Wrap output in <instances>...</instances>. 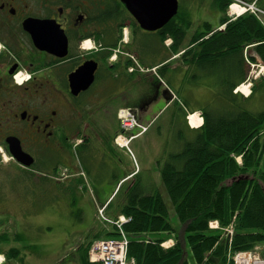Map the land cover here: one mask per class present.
<instances>
[{
    "label": "trees",
    "instance_id": "16d2710c",
    "mask_svg": "<svg viewBox=\"0 0 264 264\" xmlns=\"http://www.w3.org/2000/svg\"><path fill=\"white\" fill-rule=\"evenodd\" d=\"M231 3V0L215 2L223 13L220 22L225 25L224 30L203 23L189 49L183 50V43L192 22L178 20L179 14L156 33H147L158 38L161 45L170 37L171 54L182 52V59L191 60L189 71L185 69L189 74L187 87L180 98L179 115L174 117L175 131L161 170L167 201L159 191L151 196L142 194L133 185L127 189L122 214L131 220L123 225V230L128 239L127 258L133 264H233L229 262L230 252L251 251L264 244V77L253 81L248 97L234 93L246 81L249 63L259 60L264 64V25L250 14L229 21L226 12ZM118 44L110 45L106 54L101 53L103 58H110ZM247 47L250 48L245 51ZM153 53L157 55L152 41L143 44V57ZM170 68L163 65L160 75L165 77ZM194 89L206 94L198 110L192 109V96L186 93ZM195 111L202 112L204 124L191 129L186 112ZM178 124L180 129L176 132ZM200 124L201 119L193 125ZM233 155H242L241 165ZM170 209L185 226L188 256L179 239L168 250L161 246L177 234L170 222ZM230 218L235 219V229L229 242L223 226ZM212 221H217L219 228L210 229ZM160 234L166 237L155 240ZM143 235L150 240H139ZM18 255L19 251L12 249L7 258ZM80 263H89L87 254L80 257Z\"/></svg>",
    "mask_w": 264,
    "mask_h": 264
},
{
    "label": "rangeland",
    "instance_id": "374dc122",
    "mask_svg": "<svg viewBox=\"0 0 264 264\" xmlns=\"http://www.w3.org/2000/svg\"><path fill=\"white\" fill-rule=\"evenodd\" d=\"M216 1L219 0H180L181 7L177 19L192 22L186 30L183 50L192 47V39L203 23L213 22L217 18ZM258 4L260 7H264V0H260ZM226 13L229 21L239 18L231 14L232 10L229 7ZM224 27L221 26L216 30L223 31ZM124 37L128 39V42L118 44L114 58L123 57L127 60L129 58L127 56L130 54L137 59L132 50L131 31L127 28L121 34V38ZM148 41L153 42V49L156 50L157 55L154 53L149 56L144 55L143 65L141 61L137 62L143 66V69H145L144 66L147 68L154 66L153 69L148 70V86L136 84L141 80H138V75L133 71L130 74V82L133 81V83L127 89H119L117 86L113 87L108 84L104 88L84 95L82 102L80 101L83 113L79 111V115H77L79 118L77 126L91 133L95 145L93 147L95 163L91 165L85 161L87 165H80L81 171L84 173L79 175L80 170L78 169L74 175H71L72 173L62 170L59 173L60 176L48 175L46 178L39 176L37 173L40 171L36 169L23 172L20 168H15L12 171L10 168H3V171L0 172V256L4 257L3 264H80V257L87 254L94 242L105 239L110 236L109 233L116 232L118 229L115 224L124 216L122 211L126 204L127 189L132 185L144 195L152 196L159 191L163 198L167 199L164 189L162 190L161 170L175 131L174 117L179 115L180 98L184 95V89L187 87L186 81L189 74L187 75L185 69L188 70V62L191 58L182 59V52L173 56L171 54L173 40L170 37H167L164 44L161 45L158 38L150 37L147 33L142 34L141 47L143 44L146 46ZM129 47L131 50L128 54ZM112 59L109 60V65L117 64L119 61L117 59L114 62ZM165 60L168 62H164ZM137 64L128 67L125 65L123 68L126 73H129L130 70L140 68ZM163 65L171 67L165 77L160 75ZM120 67L121 65L114 66V68ZM257 70V68L249 66L248 77L255 74ZM142 73L143 77L146 76L144 72ZM153 83H156L155 85L159 86L162 91H170L167 98H164V107L158 103L151 112V108H149L151 105H145L148 103L147 101L143 104L145 110H142L141 107H138V101L144 94L152 95ZM186 93L192 96V109L198 110L206 96L205 92L201 89H194L193 92ZM153 95L156 96V94ZM122 109H130L131 115L136 120L138 119L141 126L146 128V131L143 132L144 135H138L137 140L128 145L123 143L118 145L114 142L115 136L120 131L117 115ZM147 109L149 110L147 111ZM146 113L151 116V120H147L148 114ZM83 115H85L84 122H82ZM179 129L178 124L176 132ZM262 138L264 142V132ZM80 139L70 142L71 144L68 146L74 154L81 150H77L76 147L80 143ZM262 150L264 156V145ZM83 153L88 154L86 147ZM3 163L8 166L13 164L11 162L10 164ZM75 163L77 164V161ZM78 166L79 164L76 165V167ZM121 168L128 173L130 179L122 185L119 192L111 184L110 187L105 188L104 192L107 194L114 190L116 194L113 193L107 199L112 200L109 205L100 209L101 195L96 192V190L98 191L96 186L109 172H111L108 175L111 180L117 178L121 173ZM134 172L140 173L134 177ZM142 178L144 180L140 182ZM229 183L227 182L226 185ZM170 222L177 234L169 237L173 242L167 241L166 247L175 246L179 239L183 251L188 256L189 246L184 241L185 226H182L177 220L173 209H170ZM234 222L235 219L230 218L228 224L226 223L228 226H223L224 231L229 227L235 229ZM120 226L123 228L122 224ZM163 237L166 235L160 234L155 240ZM139 240L147 242L150 238L148 235H143ZM260 246H264V244ZM12 249L18 250L19 255L17 258L8 259L7 254ZM128 263L129 260L126 257L125 264Z\"/></svg>",
    "mask_w": 264,
    "mask_h": 264
},
{
    "label": "flooded vegetation",
    "instance_id": "af4514ba",
    "mask_svg": "<svg viewBox=\"0 0 264 264\" xmlns=\"http://www.w3.org/2000/svg\"><path fill=\"white\" fill-rule=\"evenodd\" d=\"M42 22H46L45 27L37 28ZM122 26V33L125 28L131 31L132 50L137 59L129 54L132 46L127 60L103 58L101 53L111 50L110 45L123 42ZM144 33L121 0H0V172L3 168L10 171L20 168L23 172L36 169L39 176L48 178L58 176L62 170L74 175L76 165L87 160L95 163L91 133L77 126V115L83 109L80 101L84 95L108 84L127 89L133 83L130 82L133 71L141 80L136 84L148 86V68L137 64L141 61L143 65L145 61L140 44ZM35 36L48 43L59 42L61 55L38 48ZM111 59L119 61L109 65ZM88 62L96 64L92 85L87 91L73 95L76 88L72 86L71 75ZM130 63L139 65L141 70L138 67L126 73L123 66ZM116 65L121 67L114 68ZM155 84L152 95L144 94L138 106L153 100V94H159L160 87ZM79 138L76 147L81 150L74 154L68 146ZM85 147L86 155L82 152ZM12 148L21 149L24 160L33 159V165L25 167L12 159ZM2 152L11 159L4 160Z\"/></svg>",
    "mask_w": 264,
    "mask_h": 264
},
{
    "label": "water",
    "instance_id": "95a60500",
    "mask_svg": "<svg viewBox=\"0 0 264 264\" xmlns=\"http://www.w3.org/2000/svg\"><path fill=\"white\" fill-rule=\"evenodd\" d=\"M126 9L137 20L140 28L146 32H156L164 28L170 20H172L179 10L178 0H121ZM37 25V28H44V24ZM35 45L42 49L47 50L53 54L61 55L62 49L59 42L53 41L48 43L42 41L40 37L35 36ZM65 42L63 47L65 46ZM59 46V49L57 48ZM59 50V53H58ZM96 70V64L88 62L74 74L71 75V83L75 90L72 91L73 95H78L81 92H85L92 85L94 80V72ZM11 154L18 160V162L24 164V166H30L34 161L24 160V154L21 149L12 148Z\"/></svg>",
    "mask_w": 264,
    "mask_h": 264
},
{
    "label": "built area",
    "instance_id": "2783aa9c",
    "mask_svg": "<svg viewBox=\"0 0 264 264\" xmlns=\"http://www.w3.org/2000/svg\"><path fill=\"white\" fill-rule=\"evenodd\" d=\"M236 6L242 11H250L257 14H264L255 3L247 4L242 1H237ZM122 128L127 131L139 129L140 134L146 131V128L141 126L136 118L131 115L130 110L120 111ZM131 139V138H130ZM120 227V223L118 224ZM128 241L123 235L120 239H107L96 242L90 251V259L92 262L100 264H125L127 256ZM2 259H0V264ZM234 264H264V249H257L251 252H240L234 257Z\"/></svg>",
    "mask_w": 264,
    "mask_h": 264
},
{
    "label": "crops",
    "instance_id": "0c3cea01",
    "mask_svg": "<svg viewBox=\"0 0 264 264\" xmlns=\"http://www.w3.org/2000/svg\"><path fill=\"white\" fill-rule=\"evenodd\" d=\"M246 1H253V0H246ZM221 18H222V13H221V11L218 9V13H217V18L216 19H214V21L213 22H209L210 23V25L214 28V29H217V28H220L222 25H221ZM163 102H164V100L163 99H158L156 102H155V104H153V105H151L149 108H151V112H152V110L155 108V106L158 104V103H161L162 105L161 106H163L164 107V104H163ZM149 109H147V111H148ZM159 112V111H158ZM146 114H148V113H146ZM146 118H147V120L149 121V120H151V116L148 114L147 116H146ZM111 172H109V173H107L105 176V178L103 179V180H101V182L96 186V187H98L99 188V190L101 191V193H100V203H104L109 197H111V194L112 193H109V194H107V192H104V189L105 188H107V187H110V184L112 185V187H119L120 186V184H124V183H127L128 181L127 180H129L130 178H129V176H128V173H126V172H124L123 171V169L121 168V173L119 174V178L117 179V178H115L114 180H111V178L108 176L109 174H110ZM142 180H144V178H142L141 179V182H142ZM147 182V181H146ZM122 184V185H123ZM171 239H169V240H167V241H170ZM167 241H166V243H165V245L167 244ZM170 242H172V240L170 241ZM170 242H169V244H170ZM170 246V245H169ZM79 262H80V259H79ZM81 264V263H80ZM86 264H89V263H86Z\"/></svg>",
    "mask_w": 264,
    "mask_h": 264
},
{
    "label": "bare ground",
    "instance_id": "6f19581e",
    "mask_svg": "<svg viewBox=\"0 0 264 264\" xmlns=\"http://www.w3.org/2000/svg\"><path fill=\"white\" fill-rule=\"evenodd\" d=\"M243 89H244V91H246V89H247L246 86H244ZM190 120H191V122H192L193 124H197V123L200 122V118H199L197 115H192V116H190ZM233 158L236 160L237 164H239V165L242 164V155H240V156H235V155H233ZM130 220H131V219H130L129 217L123 216V218H121V220H120L119 222H117V223H118V224H119V223H127V222L130 221ZM216 225H219L217 221H212V222L209 223V227H210V226H216ZM165 243H166V241H165ZM165 243H162L161 246H165ZM163 248H164V247H163ZM165 249H166V248H165ZM127 252H128V251H127ZM131 262L134 263L133 260H131ZM229 262H231V261H229Z\"/></svg>",
    "mask_w": 264,
    "mask_h": 264
}]
</instances>
